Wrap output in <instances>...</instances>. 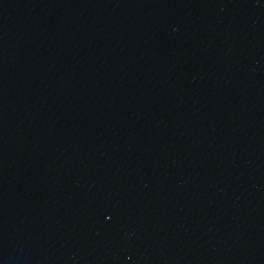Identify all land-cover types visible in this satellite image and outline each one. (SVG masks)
Returning a JSON list of instances; mask_svg holds the SVG:
<instances>
[{
	"label": "water",
	"instance_id": "1",
	"mask_svg": "<svg viewBox=\"0 0 264 264\" xmlns=\"http://www.w3.org/2000/svg\"><path fill=\"white\" fill-rule=\"evenodd\" d=\"M0 264H264V0H0Z\"/></svg>",
	"mask_w": 264,
	"mask_h": 264
}]
</instances>
